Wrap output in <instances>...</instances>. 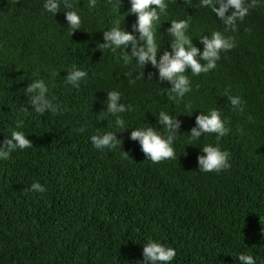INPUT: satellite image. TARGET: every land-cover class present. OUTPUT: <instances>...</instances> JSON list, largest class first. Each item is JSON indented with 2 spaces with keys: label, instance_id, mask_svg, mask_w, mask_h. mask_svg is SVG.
Masks as SVG:
<instances>
[{
  "label": "trees",
  "instance_id": "obj_1",
  "mask_svg": "<svg viewBox=\"0 0 264 264\" xmlns=\"http://www.w3.org/2000/svg\"><path fill=\"white\" fill-rule=\"evenodd\" d=\"M71 2L82 18L72 36L63 3L54 16L44 0H0V146L13 129L32 141L0 159V264H137L150 238L176 250L171 264H242L234 258L241 252L264 264V0H256L235 31H225L200 0H166L156 25L162 52L171 50L172 20H189L187 34L201 50L200 37L216 30L236 43L221 52L215 69L185 73L191 91L179 101L170 99V84L158 80L151 64L125 65L119 51L97 48L117 21L132 30L130 0ZM72 65L88 72L78 89L63 78ZM35 79L49 84L56 113L25 110V88ZM111 90L131 106L121 114L126 127L163 130L160 111L178 116L175 159L146 160L130 138L133 129L117 132L115 150L93 147L92 135L118 131L111 114L101 115ZM226 92L241 98L243 111ZM213 108L229 133L188 145L196 116ZM216 143L229 152L231 167L200 172L202 147ZM35 181L47 191L27 190Z\"/></svg>",
  "mask_w": 264,
  "mask_h": 264
},
{
  "label": "clouds",
  "instance_id": "obj_2",
  "mask_svg": "<svg viewBox=\"0 0 264 264\" xmlns=\"http://www.w3.org/2000/svg\"><path fill=\"white\" fill-rule=\"evenodd\" d=\"M95 4V0H90ZM191 3V0H186ZM63 3L65 18L68 23L69 35H73L80 29L82 18L80 12L74 8L71 0H44L45 11L54 16L60 11ZM202 7H210L213 13L222 20L225 31L236 30L238 21L248 15L250 7L254 6L256 0H200ZM131 7L128 14L136 16V22L132 25V30H126L119 26V21L110 29L103 31V43H97V48L101 51L110 50L115 53L120 52L118 59H122L125 65L130 64L133 59L136 64L145 67L148 64L158 71V80L162 83L167 81L170 87L166 89L170 99L174 101L181 100L191 91L190 80L186 72L193 75L207 73L217 66V61L221 58V52H226L236 46L235 39L232 36H226L220 30L211 32V36L204 35L200 37V43L203 50L193 43V39L187 34L189 20H172L167 29L168 35L172 37L171 50L160 49L156 36V25L160 20L161 14L166 12V0H130ZM218 5V7H217ZM138 34V35H137ZM129 46L131 48L128 51ZM67 75L64 78L66 84L74 88H79L82 81H86L88 72L76 65L67 68ZM53 77L60 73H53ZM129 75H131L129 73ZM144 75V73H143ZM154 74H149L150 79ZM130 83H135L130 80ZM49 84L44 79H35L25 88V94L28 100L25 110L29 108L36 113L43 115L46 112L56 113L59 105L53 103L49 98ZM227 95V92H226ZM122 93L119 90L107 91V98L103 102L106 105L104 113L111 114L114 119V126L118 131H106L94 134L90 137L93 147L97 150H115L120 139L117 138V132L133 129L130 138L137 141L141 151L145 154L146 160L152 163H159L163 160L175 159L176 152L174 143L181 129V122L177 117H173L165 111H160L157 119L159 127H126V122L121 116L122 113L131 110L130 105L121 102ZM228 102L235 110L243 111L242 100L239 96L227 95ZM192 115V114H191ZM190 115V116H191ZM226 121L222 119L221 112L216 109H210L207 113L201 112L196 116L195 126L191 129L188 139V145H195L193 141L199 140L205 134H215L219 141L226 136L230 129L226 126ZM79 132L85 131L84 128L78 129ZM32 146V141L20 130L13 129L10 137H7L3 145L0 146V159L9 158L10 154L16 150H23ZM202 153L197 157L200 172L219 173L227 170L230 165V154L222 150L219 143L206 144L201 149ZM125 159L129 154L124 151L122 154ZM33 193H45L46 187L39 181H35L27 189ZM264 235V228L261 230ZM144 260L137 264H171L176 257V250L161 241L149 239L143 243ZM236 258L242 264H257L258 257L251 253L241 252Z\"/></svg>",
  "mask_w": 264,
  "mask_h": 264
}]
</instances>
